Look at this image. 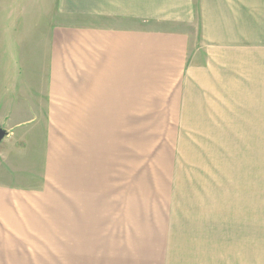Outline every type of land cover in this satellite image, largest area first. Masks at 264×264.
<instances>
[{"label":"crops","instance_id":"0c3cea01","mask_svg":"<svg viewBox=\"0 0 264 264\" xmlns=\"http://www.w3.org/2000/svg\"><path fill=\"white\" fill-rule=\"evenodd\" d=\"M194 10L195 47L171 29L194 24ZM157 88L177 110L243 119L264 141V0H0V264H264V247L237 262L213 246L75 245L89 221L59 150L74 155L71 128L132 122Z\"/></svg>","mask_w":264,"mask_h":264},{"label":"rangeland","instance_id":"374dc122","mask_svg":"<svg viewBox=\"0 0 264 264\" xmlns=\"http://www.w3.org/2000/svg\"><path fill=\"white\" fill-rule=\"evenodd\" d=\"M76 21L82 24V18ZM171 29L192 34L191 46H197L195 10L194 24ZM156 91L153 101L141 100L132 122L123 117L71 128L74 155L59 150L74 163L70 199L89 221L77 223L75 245L173 251L213 246L221 261L231 256L237 262L251 248V260L258 261L264 247V141L250 139L259 138V130L243 126V119L182 112L178 96ZM72 184L61 175L60 197Z\"/></svg>","mask_w":264,"mask_h":264},{"label":"water","instance_id":"95a60500","mask_svg":"<svg viewBox=\"0 0 264 264\" xmlns=\"http://www.w3.org/2000/svg\"><path fill=\"white\" fill-rule=\"evenodd\" d=\"M7 135V131L0 127V142Z\"/></svg>","mask_w":264,"mask_h":264}]
</instances>
